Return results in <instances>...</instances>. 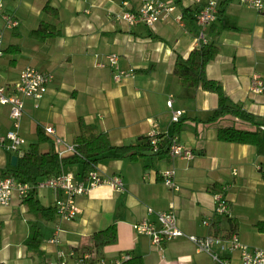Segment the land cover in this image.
I'll return each instance as SVG.
<instances>
[{
	"label": "crops",
	"instance_id": "crops-1",
	"mask_svg": "<svg viewBox=\"0 0 264 264\" xmlns=\"http://www.w3.org/2000/svg\"><path fill=\"white\" fill-rule=\"evenodd\" d=\"M2 1L4 11L14 14L19 23L15 28L8 27L0 16V85L10 90L25 66L48 70L53 78L40 97L23 96L24 113L18 132L24 142L21 150L14 152L0 141V177L2 170L14 166L11 156L26 151L27 142L36 141L37 126L51 125L55 134L72 143L79 131V117L105 132L115 145L132 143L152 133L176 135L192 150L193 157L101 159L95 169L119 174L125 189L117 191L101 184L77 195L79 211L74 220L60 223L59 243L48 241L58 222L56 217L46 220L31 213L14 193L8 204H0V264L57 261L60 248L81 250L91 243L93 231L111 223L116 226L117 239L101 247L109 259L126 250L140 255L144 264H219L185 236L172 238L160 248L132 224L142 218L155 219L148 214L147 206L155 210L172 206L177 224L185 233L216 234L212 232L218 216L214 214L213 192L223 185H227L228 217L237 220L240 240L252 247H264L263 234L254 227L256 221L264 220V155L252 144L219 140V125L246 124L229 116L205 121L217 106L216 93L182 86L173 73L175 60L186 58L203 41L195 20L176 16L184 7H203L207 0H162L173 3L175 9L167 19L152 25L129 23L118 15L123 10H135L141 0ZM46 5L55 8L57 15L45 12ZM42 23L50 24L58 34L45 40L31 36L30 30ZM210 28L219 32L209 33ZM205 37L219 46L218 54L205 66L206 75L220 81L229 103L264 116V90L249 89L254 76L264 80V9L257 11L229 0L216 21L205 28ZM110 52L118 54L120 68H132L133 74L114 80L107 64H96ZM168 99L171 106L166 103ZM173 109L182 110L176 122L170 119ZM176 125L178 132L174 131ZM11 128L9 104L0 102V138ZM39 147L47 151L55 145L50 137ZM77 165H65L63 169L82 179V165ZM170 168L174 170L176 189L161 180L160 173ZM36 197L50 205L54 194L50 188L41 187ZM204 219L208 223L204 224ZM29 221L36 222L42 234L37 249L25 244ZM227 226L224 218L222 228ZM212 248L227 264H241L236 251L221 250L218 245Z\"/></svg>",
	"mask_w": 264,
	"mask_h": 264
},
{
	"label": "built area",
	"instance_id": "built-area-1",
	"mask_svg": "<svg viewBox=\"0 0 264 264\" xmlns=\"http://www.w3.org/2000/svg\"><path fill=\"white\" fill-rule=\"evenodd\" d=\"M240 4L256 10L264 9V0H235ZM219 0H207L205 5L195 15L196 23L199 27V37L205 41V28L208 24L217 18ZM175 9V5L162 0H141L140 5L135 10H123L118 15L127 22H142L146 25H152L156 21L165 20ZM0 16L8 27H16L18 19L14 14L4 11V3L0 0ZM177 18H181L178 13ZM97 65L103 66L107 64L111 68V74L114 80H119L127 74H133V69L128 70L120 68L118 64V54L116 52L106 53L103 60H98ZM53 74L48 70H41L32 66H25L19 72L16 83L8 90L5 85H0V102L9 104V116L12 121V128L8 129L0 138L5 143L7 149L11 151H20L24 142V138L19 134L18 128L20 120L24 113L23 96L32 97L34 99L40 97L46 90L47 84L52 80ZM249 89L253 92H262L264 90V80L254 76ZM171 106V100L166 101ZM182 114L181 109H173L171 111V121L176 122ZM44 133L52 138L55 150L59 155L66 152H75L74 145L64 141L55 134V130L51 125H44ZM153 147L156 148L158 138L156 133L149 135ZM62 145V147H59ZM168 155L172 159H191L193 157L192 150L185 146L176 135H173L169 144ZM235 173V172H234ZM162 182L172 189H176L177 185L174 178V170L172 168L165 169L160 173ZM101 184L109 185L113 190H123L124 183L119 174H104L97 169H91L86 172L85 177L77 179L75 174L70 171L62 170L61 172L50 175L36 184H32L26 180L16 178L13 175H5L0 177V204H8L15 193L18 198L24 199L29 190L34 186L36 188L48 187L53 191V205L58 214V222L48 239L51 243H59L58 232L61 230L60 223L68 222L76 217L79 207L76 204L75 197L80 194L87 193L91 188ZM226 189L222 186L213 192L214 214L229 216L230 205L223 193L219 189ZM147 212L155 216L154 220L142 218L138 222H134L132 227L139 233L147 235L151 242L156 246L162 247V244L172 238L185 236L196 246L197 250H203L210 253L219 264H227L226 260L217 256L212 247L220 246L221 250L236 251L239 255L241 264H264V247L250 246L240 240L236 233L230 236L205 234L198 236L195 234H187L177 224V216L172 206L166 210H153L147 207ZM208 223L206 219L202 221ZM59 259L57 261H46L44 264H122L129 255L121 253L114 259H107L105 256H97L94 251H81L76 248L57 251Z\"/></svg>",
	"mask_w": 264,
	"mask_h": 264
},
{
	"label": "trees",
	"instance_id": "trees-1",
	"mask_svg": "<svg viewBox=\"0 0 264 264\" xmlns=\"http://www.w3.org/2000/svg\"><path fill=\"white\" fill-rule=\"evenodd\" d=\"M227 1L229 0H219L218 14L223 12V6ZM43 10L57 15V10L49 5H46ZM199 10L200 7L198 8L196 5L184 7L181 18H190L191 20H195L196 23L195 15ZM216 19L207 26H211ZM196 25L198 24L196 23ZM210 29L209 33L215 30L219 32V29ZM29 34L35 38L45 40L48 37L57 35L58 30L51 27L48 23H42L39 28L30 30ZM218 52L219 46L214 40L202 41L198 47H194L189 52L186 58H177L175 60L173 73L182 86L201 87L216 93L217 106L205 121L215 122L229 116L233 121L236 120L246 124L245 126H238L234 123L219 125L216 132L219 140L252 144L259 154L264 155V116L254 114L239 105H232L229 103L220 81L209 78L205 73V66L215 58ZM78 125L79 131L72 138L75 152L64 155H59L55 148L51 147L47 151L40 150V143L48 141L50 136L44 133L41 126H37L36 141L30 142L28 149L17 156L16 164L10 169L2 170V175H13L16 178L26 180L34 185L39 180L61 172L64 170L63 166L65 165L80 163L82 165L80 173L84 178L86 172L95 169L97 163L104 158L119 157L135 161L145 156L165 157L168 155L170 140L171 137H173V135L166 133L156 134L158 138L156 148L153 147L154 145L149 135H141L132 143L115 145L109 141L105 132L100 131L94 124L86 123L81 117L78 118ZM174 131L178 132V125L174 127ZM261 177L264 179L263 170H261ZM37 189L38 188L34 186L29 190L27 196L22 199L26 203L28 210L46 220H51L55 217L56 220H58V214L54 205H44L36 197ZM224 190L223 188L219 189V191H223V193ZM152 209L155 210L154 208ZM224 218L228 223L226 229L222 228ZM29 225L30 233L25 239V244L31 249H37L42 234L36 222L29 221ZM254 227L260 231L264 237V220L256 221ZM236 230L237 220L235 218L218 215L212 223V232L216 234L219 233L230 236L232 233H236ZM90 239L91 243L84 248H80L81 251H94L97 256H104L101 247L114 243L117 239L115 224L111 223L102 229L93 231L90 235ZM121 253L129 255L122 264H144L143 258L140 255L132 254L130 251L126 250L119 252V254Z\"/></svg>",
	"mask_w": 264,
	"mask_h": 264
},
{
	"label": "rangeland",
	"instance_id": "rangeland-1",
	"mask_svg": "<svg viewBox=\"0 0 264 264\" xmlns=\"http://www.w3.org/2000/svg\"><path fill=\"white\" fill-rule=\"evenodd\" d=\"M28 144H29V142H27L25 146L27 147ZM76 166L78 167L77 164H76ZM73 220H74V219H73ZM71 221H72V220H71ZM41 225L44 226V222L41 221ZM48 225H51V223L49 222ZM106 258L109 259L108 257H106ZM37 260H38V262H40V260H41L40 257L37 256Z\"/></svg>",
	"mask_w": 264,
	"mask_h": 264
},
{
	"label": "water",
	"instance_id": "water-1",
	"mask_svg": "<svg viewBox=\"0 0 264 264\" xmlns=\"http://www.w3.org/2000/svg\"><path fill=\"white\" fill-rule=\"evenodd\" d=\"M16 160H17V155H15V154L12 155V156H11V164H12V165H15V164H16Z\"/></svg>",
	"mask_w": 264,
	"mask_h": 264
},
{
	"label": "bare ground",
	"instance_id": "bare-ground-1",
	"mask_svg": "<svg viewBox=\"0 0 264 264\" xmlns=\"http://www.w3.org/2000/svg\"><path fill=\"white\" fill-rule=\"evenodd\" d=\"M216 216V215H215ZM209 234V233H208ZM214 247V246H213ZM213 249V248H212Z\"/></svg>",
	"mask_w": 264,
	"mask_h": 264
}]
</instances>
